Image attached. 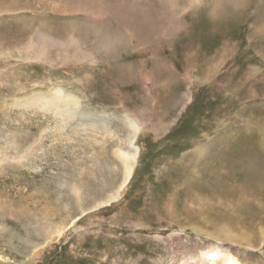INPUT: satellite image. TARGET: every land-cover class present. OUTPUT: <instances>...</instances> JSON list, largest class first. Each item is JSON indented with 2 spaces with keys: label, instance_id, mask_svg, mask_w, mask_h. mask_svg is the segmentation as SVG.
<instances>
[{
  "label": "rangeland",
  "instance_id": "rangeland-1",
  "mask_svg": "<svg viewBox=\"0 0 264 264\" xmlns=\"http://www.w3.org/2000/svg\"><path fill=\"white\" fill-rule=\"evenodd\" d=\"M56 89L74 116L27 103ZM254 114L264 0H0V264H264V203L215 185L225 136L263 147Z\"/></svg>",
  "mask_w": 264,
  "mask_h": 264
},
{
  "label": "bare ground",
  "instance_id": "bare-ground-1",
  "mask_svg": "<svg viewBox=\"0 0 264 264\" xmlns=\"http://www.w3.org/2000/svg\"><path fill=\"white\" fill-rule=\"evenodd\" d=\"M69 38H74V37H69ZM40 40H41V42H39V43L43 49L48 47V45H52L55 43H64V44L68 43L66 39H62V40L61 39H55V38L50 37L48 35L42 36ZM71 40H73V39H71ZM75 40H73V41H75ZM26 44H25V47L27 46ZM31 44H33L32 41H31ZM31 44L29 43L28 45H31ZM28 47H31V46H28ZM31 101H33V102H31ZM31 101H29L27 103L28 104L29 103L30 104H37L38 103L39 108L44 109V110H51V111L53 110V111H55V113L57 115H61L63 118H68V117H71L72 115L74 116L76 114V111L74 109H72L73 107L71 108L70 106L76 105L77 101L74 99V97L72 95H70L68 93L66 94L62 89H56V91L53 93L52 97L46 98L44 96H41V97H39L37 99H33ZM259 112H261V111H259ZM261 115H260V117H258V114L255 115V118H256L255 123L259 124L258 127L264 129V117ZM224 120H226V119H224ZM221 121L222 120H219L217 123H220ZM227 121L228 120L222 121V123L224 124V122H227ZM230 121L231 120H229V122ZM250 124L254 125L253 123H250ZM129 127L132 130V137H135L137 135V132L141 128L139 122L135 118L131 119V121L129 122ZM257 131H259V130H257ZM245 132L247 133V131H245ZM225 138H226L225 139L226 143L220 144L223 146L222 149H220V151H222V157L224 156V158H223V160H221V159L219 160L220 164H219V162H217V164L220 165L219 167L221 168V170H219L216 174L217 180L215 182V185L219 184L220 179L223 180L224 181L223 183H225L227 185L229 183H233V184H230L228 186H230V188H232L233 190H236L240 197L248 196V194L251 193L254 195V200H257L258 205L261 206V204L264 203V150H262L260 148L264 149V132H263V136L261 138H259V139L257 138V140L261 144H263V147H260V148L256 144H254V145L252 144L253 145L252 146L247 141L243 145H241L239 143H238L239 145H237V143L233 145L231 143L233 142V140L235 138L232 139L233 138L232 134L229 136H225ZM244 140H245V138L240 142V138H239L240 143H242ZM236 145H237V147H235ZM136 148L137 147H135L134 152H128L130 150H128V151L122 150L123 152L118 155L122 159V163L124 165V172H125L124 173L125 176L123 178L124 181H123L122 186L125 185L130 180V178L133 174L134 168H135V164L138 161L139 151L136 150ZM220 182H222V181H220ZM112 196L115 197L116 195H112ZM105 202H106V200H105ZM262 207H263V205H262ZM262 217H259L260 218V222H259L260 224H261V222L262 223L264 222V217L263 218ZM259 218H258V220H259ZM249 220L251 222L253 221L252 219H249ZM258 220L256 219V221H258ZM257 224H258V222H257ZM257 224H255V225L257 226ZM263 227H264V225H263ZM260 228L261 227H259V229ZM243 229H244V231L247 230V228H243ZM57 232L61 233V228ZM262 235L264 236V232ZM236 237H238V236H236ZM245 238H247V237H244V239ZM263 241H264V239H263ZM263 241H262V244L264 243ZM199 251H201V250H199ZM230 252H231V250L229 251L227 248H222L218 245H209V246H207V248H205L204 250H202L199 254H196L195 256L197 257L199 264H206V263L242 264L241 261L238 259L239 257H237L234 254L236 256L235 257Z\"/></svg>",
  "mask_w": 264,
  "mask_h": 264
},
{
  "label": "water",
  "instance_id": "water-1",
  "mask_svg": "<svg viewBox=\"0 0 264 264\" xmlns=\"http://www.w3.org/2000/svg\"><path fill=\"white\" fill-rule=\"evenodd\" d=\"M100 117H93L90 121V124L96 127H99L100 129H107L109 127V122L107 120H100L98 119ZM86 122V120H84Z\"/></svg>",
  "mask_w": 264,
  "mask_h": 264
}]
</instances>
